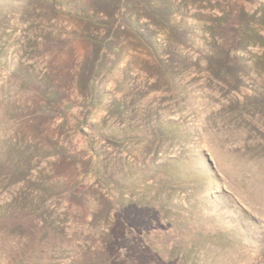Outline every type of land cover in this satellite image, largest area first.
<instances>
[{"label":"rangeland","instance_id":"rangeland-1","mask_svg":"<svg viewBox=\"0 0 264 264\" xmlns=\"http://www.w3.org/2000/svg\"><path fill=\"white\" fill-rule=\"evenodd\" d=\"M0 264H264V0H0Z\"/></svg>","mask_w":264,"mask_h":264},{"label":"trees","instance_id":"trees-1","mask_svg":"<svg viewBox=\"0 0 264 264\" xmlns=\"http://www.w3.org/2000/svg\"><path fill=\"white\" fill-rule=\"evenodd\" d=\"M83 16H85V17H84V20H86L87 22H90V23H93V24H97V21H96L95 18H93V17H91V16H89V15H83ZM71 105H72V104H71L69 101H66V100H63V101H62V104H61V106H62L64 109L71 108V107H70ZM145 230H146V229H145ZM145 230H144V233H146ZM154 233H157V234H158L156 228H154V229L148 231V233L145 234V235H146V237H147V236L149 237V236L153 235Z\"/></svg>","mask_w":264,"mask_h":264}]
</instances>
